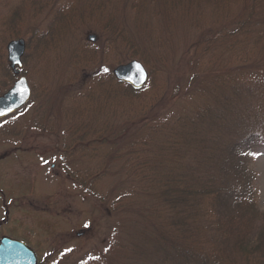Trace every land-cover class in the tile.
<instances>
[{"label": "rangeland", "instance_id": "obj_1", "mask_svg": "<svg viewBox=\"0 0 264 264\" xmlns=\"http://www.w3.org/2000/svg\"><path fill=\"white\" fill-rule=\"evenodd\" d=\"M240 5L239 0H0V95L17 78L7 51L17 39L26 42L20 75L32 90L28 104L0 120V237L27 243L39 264H179L174 253L159 252L157 241L136 251L142 240L139 218L151 217L158 200L156 181L148 178L157 180L181 160L178 173H184L193 160L186 152L197 147L202 154L197 138L206 132L200 126L188 134L179 155L168 145L178 142L172 133L190 131L176 125L208 96L201 80L213 72L225 76L222 65L240 66L231 40L203 51L209 27L237 28ZM132 60L149 76L142 89L127 93L113 73L112 82L107 78L109 70ZM101 78L104 84L98 85ZM217 88L223 94L222 85ZM135 140L143 154L129 151ZM163 157L169 168H161ZM249 169L255 174V208L264 215V149L253 155ZM134 187L142 194H117ZM133 200L142 212H134ZM232 223L242 230L240 219ZM234 232L229 230L230 251ZM216 257L215 252L212 260Z\"/></svg>", "mask_w": 264, "mask_h": 264}, {"label": "trees", "instance_id": "obj_2", "mask_svg": "<svg viewBox=\"0 0 264 264\" xmlns=\"http://www.w3.org/2000/svg\"><path fill=\"white\" fill-rule=\"evenodd\" d=\"M239 3L242 10L236 13L237 28L209 27L203 51L213 52L221 47L217 43L228 44L231 40V46L239 53L240 66L235 69L222 65L221 69L226 72L222 77L213 75L214 72L207 74L201 83H206L208 96L202 104L196 102L193 113L184 117L183 123H177L180 132L182 129L190 131L178 136L172 133L178 142L168 145V150L174 149L179 155L187 147L188 134L196 133L194 129L200 126L199 129L206 132L197 138L203 146L202 154L197 155V147H193L186 152L193 159L189 170L178 173L177 164L181 160L173 167L177 171L172 168L161 172L157 180L148 178L150 182L156 181L158 200L156 211L150 212L151 217L139 218L142 240L137 243V252L145 243L157 241L159 252L164 248V256L174 253L175 262L179 264H264V215L255 208V174L249 169L253 155L264 149V133L257 131L264 130V0H239ZM254 61L260 66L256 67ZM108 74L112 78L107 81L112 82L115 78L111 70ZM98 82V85L104 84L103 78ZM117 83L124 86L127 93H136L128 84ZM210 83L214 86L209 89ZM219 84L224 89L223 94L217 88ZM141 147L135 140L129 151L139 150L136 153L143 154L145 150ZM168 162L163 157L161 168H169ZM139 189L134 187L117 194L141 195ZM133 201L138 203L134 212H142V205ZM126 202L129 207L132 200ZM233 218L242 221V230L237 224H231ZM257 218L263 220L261 224ZM231 229L235 231L232 251L228 249ZM215 252L217 257L212 260Z\"/></svg>", "mask_w": 264, "mask_h": 264}, {"label": "water", "instance_id": "obj_3", "mask_svg": "<svg viewBox=\"0 0 264 264\" xmlns=\"http://www.w3.org/2000/svg\"><path fill=\"white\" fill-rule=\"evenodd\" d=\"M89 39L95 41L96 37L90 35ZM7 51L10 68L17 79L7 92L0 95V111L7 113L0 116V120L24 107L32 95L28 79L20 75L26 52L25 40L10 41L7 45ZM113 75L118 81L128 83L134 89L143 88L149 76L144 65L138 60L118 65L113 69ZM25 88L28 90L27 92L24 91ZM8 109L12 110L8 111ZM0 264H38V257L36 252L25 242L4 236L0 238Z\"/></svg>", "mask_w": 264, "mask_h": 264}, {"label": "snow or ice", "instance_id": "obj_4", "mask_svg": "<svg viewBox=\"0 0 264 264\" xmlns=\"http://www.w3.org/2000/svg\"><path fill=\"white\" fill-rule=\"evenodd\" d=\"M104 71L107 72L108 69L105 68ZM24 91L27 92L28 90L25 88ZM11 110H12V109H8V111H11ZM6 114H7L6 111H0V116L6 115ZM66 251H71V249H68V250H66ZM54 264H57V262H54Z\"/></svg>", "mask_w": 264, "mask_h": 264}]
</instances>
